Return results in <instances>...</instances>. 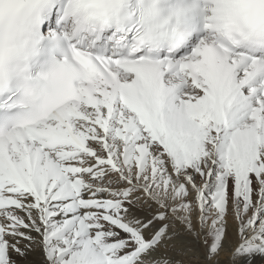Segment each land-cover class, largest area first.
<instances>
[{
  "label": "snow or ice",
  "instance_id": "snow-or-ice-1",
  "mask_svg": "<svg viewBox=\"0 0 264 264\" xmlns=\"http://www.w3.org/2000/svg\"><path fill=\"white\" fill-rule=\"evenodd\" d=\"M233 224L264 261V0H0V264H218Z\"/></svg>",
  "mask_w": 264,
  "mask_h": 264
},
{
  "label": "bare ground",
  "instance_id": "bare-ground-1",
  "mask_svg": "<svg viewBox=\"0 0 264 264\" xmlns=\"http://www.w3.org/2000/svg\"><path fill=\"white\" fill-rule=\"evenodd\" d=\"M143 210V209H142ZM238 243V240L235 237V225H231L229 227V239L225 241L223 250L220 252L219 255H222L225 257V259H219L218 264H241V261H233L231 256H232V250L235 248L236 244ZM196 248H199V246H195ZM201 256V253L199 251L196 252V255L191 258L190 264H203L202 259L198 258ZM42 256L39 251H36L32 253V255L29 257V260L27 261V264H42ZM186 259H188L186 257ZM260 259L258 258L256 261H254V264H258V261Z\"/></svg>",
  "mask_w": 264,
  "mask_h": 264
},
{
  "label": "rangeland",
  "instance_id": "rangeland-1",
  "mask_svg": "<svg viewBox=\"0 0 264 264\" xmlns=\"http://www.w3.org/2000/svg\"><path fill=\"white\" fill-rule=\"evenodd\" d=\"M227 255H228V254H226L225 257H227ZM225 257H223L222 255H219L217 258H219V259H225ZM258 264H264V261L259 260V261H258Z\"/></svg>",
  "mask_w": 264,
  "mask_h": 264
}]
</instances>
